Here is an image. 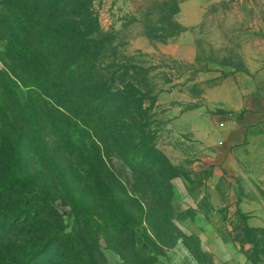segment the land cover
I'll list each match as a JSON object with an SVG mask.
<instances>
[{
  "label": "rangeland",
  "instance_id": "rangeland-1",
  "mask_svg": "<svg viewBox=\"0 0 264 264\" xmlns=\"http://www.w3.org/2000/svg\"><path fill=\"white\" fill-rule=\"evenodd\" d=\"M0 1L1 75L27 54ZM162 3L92 5L106 62L146 77L145 150L93 121L33 131L0 81V264H264V120L245 105L264 103V0Z\"/></svg>",
  "mask_w": 264,
  "mask_h": 264
},
{
  "label": "trees",
  "instance_id": "trees-1",
  "mask_svg": "<svg viewBox=\"0 0 264 264\" xmlns=\"http://www.w3.org/2000/svg\"><path fill=\"white\" fill-rule=\"evenodd\" d=\"M94 1L16 0L19 24L9 28L14 17L7 10L4 24L8 28L1 33L8 43L15 39L27 56L11 58V65H4L1 71L0 81L11 90L9 97L33 131L40 130L35 120L56 115L74 127L80 126L88 135L94 128L87 126L91 125L87 121H93L112 144L120 142L117 136L122 132L125 147L131 152L134 148L145 150L149 110L144 107L146 77L142 75L137 81L130 74L135 68L119 70L106 62L111 46L100 32L92 10ZM167 2L176 5L177 0H163L162 4ZM4 5L5 1H0V10ZM89 143L97 150L101 167L110 172L99 152V146L106 149L104 140L89 136Z\"/></svg>",
  "mask_w": 264,
  "mask_h": 264
},
{
  "label": "crops",
  "instance_id": "crops-1",
  "mask_svg": "<svg viewBox=\"0 0 264 264\" xmlns=\"http://www.w3.org/2000/svg\"><path fill=\"white\" fill-rule=\"evenodd\" d=\"M245 105L246 108L251 109L248 110L250 112H253L256 109L254 113H258V115L261 116V119L264 120V103H262V100H250Z\"/></svg>",
  "mask_w": 264,
  "mask_h": 264
}]
</instances>
